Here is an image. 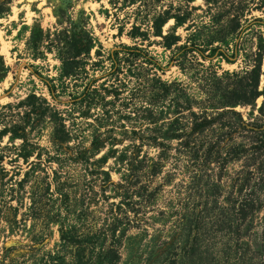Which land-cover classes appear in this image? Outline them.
I'll return each mask as SVG.
<instances>
[{
    "label": "rangeland",
    "instance_id": "1",
    "mask_svg": "<svg viewBox=\"0 0 264 264\" xmlns=\"http://www.w3.org/2000/svg\"><path fill=\"white\" fill-rule=\"evenodd\" d=\"M1 59L0 264H264V0H0Z\"/></svg>",
    "mask_w": 264,
    "mask_h": 264
},
{
    "label": "trees",
    "instance_id": "2",
    "mask_svg": "<svg viewBox=\"0 0 264 264\" xmlns=\"http://www.w3.org/2000/svg\"><path fill=\"white\" fill-rule=\"evenodd\" d=\"M156 24H157L156 28L160 30V28L162 26V23L158 22ZM180 24H181V20L177 19L176 25H180ZM134 28H135V25L133 26V29ZM129 34H130V36L132 38H135L137 36L136 34H133V32H130ZM32 37H33V35H31V38ZM165 38L169 39V35L168 36L166 35ZM224 39H225V37H223L222 40H224ZM168 43L172 44V43H174V41L169 40ZM34 46L38 47L37 44H34ZM76 49H77V53L80 52L81 51L80 45L79 46L76 45ZM62 59H63L64 66L68 65V67H70L68 70L66 69L67 70L66 73L67 74H72L73 67H74V66L72 67V60H69L68 57H66V58L63 57ZM4 74H5V67H4V62L1 59V61H0V80L2 79ZM193 116H194V118H193L191 131L194 132V133L200 132V131H202L204 129H207V128L211 127L215 123V120H216V117H214V118L213 117H203V118H201L198 114H195V113H194ZM241 124H242L243 127L247 126L246 123L242 119H241ZM262 133L264 134V128L262 129ZM210 148H211L212 151H216L218 154H220L219 153L220 146L213 145ZM234 150L236 152V147H234ZM262 179H263V181H261L259 183V185H257V183L252 185V189L256 188L257 192H260L261 189L264 190V177ZM256 191H255V193H256ZM262 196H264V194ZM257 198H258L257 195H256V197H251L250 198V202L248 203V205L251 206L253 213L254 212L256 213L257 211L261 210L262 205H263L262 200H259ZM218 220H220V221L217 223V226L214 229V231H215L214 233H219L221 230H224L226 228V226L222 223V219L220 218ZM231 223H232V221L230 222L229 227H231Z\"/></svg>",
    "mask_w": 264,
    "mask_h": 264
},
{
    "label": "water",
    "instance_id": "3",
    "mask_svg": "<svg viewBox=\"0 0 264 264\" xmlns=\"http://www.w3.org/2000/svg\"><path fill=\"white\" fill-rule=\"evenodd\" d=\"M262 222H264V219L262 220ZM262 228V227H261ZM261 228H259L258 230H257V233L259 234H261Z\"/></svg>",
    "mask_w": 264,
    "mask_h": 264
}]
</instances>
